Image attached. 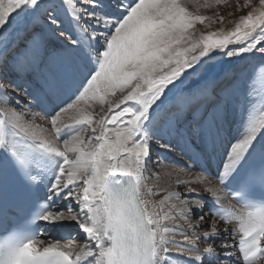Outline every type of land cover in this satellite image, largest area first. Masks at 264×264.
<instances>
[{
  "label": "snow or ice",
  "instance_id": "6c2138e0",
  "mask_svg": "<svg viewBox=\"0 0 264 264\" xmlns=\"http://www.w3.org/2000/svg\"><path fill=\"white\" fill-rule=\"evenodd\" d=\"M255 3L0 0V264H264V96L246 81L240 101L237 72L205 76L218 57H264V0ZM220 6L248 11L209 30L226 16L199 9ZM257 78L264 60L249 72ZM237 123L213 182L210 163ZM175 148L208 175L176 181L196 199L164 189L152 200L148 165ZM12 175L29 204L23 226L9 219L21 209L9 203ZM228 197L242 210L224 207ZM69 228L86 243L47 238Z\"/></svg>",
  "mask_w": 264,
  "mask_h": 264
},
{
  "label": "bare ground",
  "instance_id": "6f19581e",
  "mask_svg": "<svg viewBox=\"0 0 264 264\" xmlns=\"http://www.w3.org/2000/svg\"><path fill=\"white\" fill-rule=\"evenodd\" d=\"M254 86V85H253ZM192 89V87H191ZM195 89V88H193ZM257 90V89H256ZM258 93V91H257ZM23 94L21 93V96ZM258 95V94H257ZM263 96V95H260ZM238 99L240 101L243 100V96H238ZM95 106V105H94ZM98 111L95 113H99L100 111V105H96ZM123 107V106H122ZM38 110V109H37ZM118 110V109H117ZM39 111V110H38ZM99 118V116L97 115ZM238 120V117H237ZM38 123H42L41 121H37ZM46 127L48 125H45ZM238 123L234 124L228 132L227 139L225 140L223 146L218 150L216 156L212 159L210 163V168L209 172L212 174L209 179L213 180L215 182V174L218 171L222 170V162H226V157H225V151L227 150L228 143L227 141L231 139L233 136L237 135L238 131ZM66 138V137H64ZM63 138L61 139L60 143L62 144ZM154 160H159V163H150L148 165L147 171H146V183L149 185H154L155 188L154 190L158 193L156 196L151 197L152 200H159L162 198L164 194H166L164 189H167L168 191H179L182 195L183 198H190V199H196V195L192 194L191 197H188L185 191V187L183 185L177 186L176 181L177 180H188V181H193L196 179L198 175H208V173H201V168L202 167H208V165L204 161H200L199 163H193L192 160L189 159L187 155L182 153L179 148H175L173 151L162 153L160 157H155L153 158ZM188 169H191V172L187 171ZM154 173H160L161 178L157 180L154 176ZM167 173H170V175H167ZM190 186L196 187L201 190V196L210 202V198L207 196L206 193L202 192L203 187L206 185L202 184H196L193 183ZM175 202V201H173ZM222 204L225 207H232V209L236 212L241 211L240 208L236 207L230 200L227 198L222 200ZM57 207H63V203L58 202ZM205 216L209 215L208 210L205 209V212L203 213ZM197 216L199 213L196 214ZM168 226H175L178 223H182V221L179 220H169L166 222ZM193 223H195V219L193 220ZM219 223V221H218ZM229 228H236L237 231L235 233V237L233 238L232 236L228 237V242L229 244H234L237 242V240L240 238V233L238 231V225L236 223H232L229 225ZM74 229V228H73ZM77 231L76 229H74ZM59 232H65V230H61ZM65 239L61 238H54L50 233L47 234V238L50 240H60L61 242H71V238L75 237V243L77 245H83L86 243V238L84 234H81L80 232L77 231V233L71 231ZM175 239L177 241H182V237L179 235L175 236ZM201 247H203V242H201ZM173 264H177L176 261L173 262ZM179 264H183V260L179 261ZM227 264V261L225 262Z\"/></svg>",
  "mask_w": 264,
  "mask_h": 264
},
{
  "label": "rangeland",
  "instance_id": "374dc122",
  "mask_svg": "<svg viewBox=\"0 0 264 264\" xmlns=\"http://www.w3.org/2000/svg\"><path fill=\"white\" fill-rule=\"evenodd\" d=\"M240 2L243 3V0H240ZM198 3L203 4V0H198ZM230 3H232L233 7L235 6V0H230ZM257 4H258V0H256V3L254 4V6H256ZM189 8L193 12L197 11L195 5H193V4H189ZM217 11H219L220 14L226 16V23L224 25L214 24L212 26V29H209V30H213V29L219 28L221 26H223L226 30L231 29L233 27V24L228 23L227 21L237 19L239 15L245 14L248 11V9H244L242 12H235L233 16H227V13L229 11H232L231 8H225L224 6H220L219 9H207V8L201 7L199 9V14L211 16ZM12 27L16 28V25L13 24ZM197 30H198L197 35H199L200 31H203L205 29H204V26L198 24ZM17 31H19V28H17ZM13 35H15V33H13ZM262 60H264V57H262L259 53L244 54L243 57H234L231 59H229L227 57H218L217 60L214 61L211 66L207 67V69L205 71V76L206 77H219V76L223 75L224 73L237 72V73H239V76H240V79L238 82V86L240 88V93H238V96L239 95L243 96V93H244V90L246 87V84H245L246 81L248 83H252L254 85L253 90H254V94L257 97H259L260 95L264 96V83H262L259 78H257L254 83L252 81H248V75H249V72L251 71L252 67L254 65H257ZM186 87L187 88L192 87V89H193V88L197 87V84L190 80L186 84ZM257 91H258V93H257ZM69 102H71V101H69ZM95 106H93L92 110L94 112H97L98 108Z\"/></svg>",
  "mask_w": 264,
  "mask_h": 264
}]
</instances>
